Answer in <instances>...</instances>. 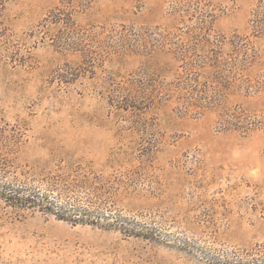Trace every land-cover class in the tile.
Masks as SVG:
<instances>
[{
  "label": "rangeland",
  "instance_id": "obj_1",
  "mask_svg": "<svg viewBox=\"0 0 264 264\" xmlns=\"http://www.w3.org/2000/svg\"><path fill=\"white\" fill-rule=\"evenodd\" d=\"M263 3L3 0L0 182L151 238L0 200V264H264Z\"/></svg>",
  "mask_w": 264,
  "mask_h": 264
},
{
  "label": "trees",
  "instance_id": "obj_2",
  "mask_svg": "<svg viewBox=\"0 0 264 264\" xmlns=\"http://www.w3.org/2000/svg\"><path fill=\"white\" fill-rule=\"evenodd\" d=\"M2 5L3 0H0V9ZM64 7L68 9L71 8L70 1H66ZM260 11L264 12V3L261 5ZM258 13L259 14H257L255 18L262 15V13ZM52 22L55 27L58 26L60 30L64 28L68 30L75 28L74 23H71L73 21L71 19H67L65 14L62 12H60L59 15H55V19H53ZM255 23H257V25L260 27L264 26V20H255ZM141 95L142 93L137 96L127 95V98H129L128 101H130V104H133V102L136 103L139 100L141 102ZM147 108L148 107H146V109ZM221 112H223L221 117L223 126L229 127L233 132L248 135L255 132V130L264 131V115H258V117L256 114H254V111L248 110L240 111L224 109V111ZM0 200L3 201L8 207L16 211L37 210L46 215L53 216L59 221L70 223L75 226L82 225L98 227L109 223L114 226V229H117L124 234L129 232V234H134L140 238H151V233H149L150 229H146L147 231L142 233L141 229L137 227L139 225H137L135 222H130L129 218H123L115 215L107 216L105 213H95L94 211H89L87 208L77 209L73 206H67L60 201H57L52 195L42 193L41 191L20 188L12 184L0 182ZM208 260L211 262V264H241L233 260H225L224 258L218 256H209Z\"/></svg>",
  "mask_w": 264,
  "mask_h": 264
}]
</instances>
